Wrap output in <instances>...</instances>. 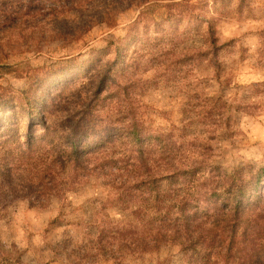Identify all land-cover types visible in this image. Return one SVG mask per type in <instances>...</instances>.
<instances>
[{
    "label": "rangeland",
    "instance_id": "rangeland-1",
    "mask_svg": "<svg viewBox=\"0 0 264 264\" xmlns=\"http://www.w3.org/2000/svg\"><path fill=\"white\" fill-rule=\"evenodd\" d=\"M1 3L8 7L6 12ZM158 3L0 0V73L22 74L16 78L26 77L30 87L37 77L93 49H118L121 37L135 29V47L128 45V52L135 55L130 74H144L139 87L149 114L143 124L148 134L143 153L137 148L124 151L125 138H117L104 153L85 156L77 165L78 175L73 163L63 169L55 157L54 163L69 174V180L52 185L54 195L47 204L29 200L16 216L12 247L28 243L31 235L38 255L25 247L15 257L11 253L4 257L7 264H82L88 254L81 251L92 243L89 237L98 226L95 221L124 220L133 203L147 206L152 199L148 192L155 193L142 180L186 170L171 165L173 153L216 139L221 127L241 142L264 138V0H167L163 9L152 6ZM140 33L158 38L144 40ZM118 56V51H110L106 59L115 62ZM102 83L100 76L90 73L68 82L49 81L46 87L56 91L67 111L86 96L95 97ZM101 94L109 97L107 104H116L128 92L109 82ZM34 99L40 103V98ZM177 115L180 124L174 126L169 117ZM28 122L30 118L25 125ZM174 127H179V143H169L177 136ZM185 137L197 138L186 145ZM153 172L158 175H150ZM129 179L133 182L128 183ZM144 213V208H136L131 215L139 219ZM25 223L33 227L34 235L26 234ZM101 231L104 237L98 235L97 243L122 238L112 229ZM45 235L52 239L46 240ZM3 248L0 240V256Z\"/></svg>",
    "mask_w": 264,
    "mask_h": 264
},
{
    "label": "clouds",
    "instance_id": "clouds-1",
    "mask_svg": "<svg viewBox=\"0 0 264 264\" xmlns=\"http://www.w3.org/2000/svg\"><path fill=\"white\" fill-rule=\"evenodd\" d=\"M166 2L159 0L152 6L163 9ZM134 36L135 29L121 37L118 49H93L47 76L37 77L32 87L26 77L16 78L22 74L0 73V240L4 244L0 260L3 264H7L4 257L10 253L15 257L25 247L32 255H38V246L31 235L27 236L28 243L12 247L16 240V216L20 206L29 200L37 205L47 204L54 195L52 185L69 180V174L61 172L54 163L57 154L62 159L67 153L83 157L90 149L119 137L125 138L124 151L142 146L143 124L148 122L149 114L144 111V97L140 95L144 74H130L135 55L128 52V45L135 47ZM140 36L144 40L158 38L156 34L140 33ZM110 51L119 52L115 62L106 59ZM90 73L102 78L100 91L95 97L86 96L67 111L66 105L57 99L56 91L46 87L49 81L68 82ZM109 82L128 92L116 104H107L109 97L101 94ZM34 97L40 98V103ZM169 120L174 126L180 124L178 115L170 116ZM173 130L177 136L169 143H179V127ZM218 131L216 139H204L195 148L186 146L169 157L172 166L186 171L155 182L159 194L157 205L153 206L149 198L147 206L133 203L124 220L95 221L98 226L89 237L92 243L81 251V255L88 254L82 264L114 261L115 264H264V138L241 142L229 135L231 130L221 127ZM194 138L197 137H185L183 142L187 145ZM222 207L228 211H220ZM136 208L145 209L139 219L131 215ZM153 216L159 219L152 222ZM117 228L135 231L126 238L117 236L97 243L100 229ZM24 229L26 234H35L28 223ZM45 239L52 238L45 235ZM55 239L61 237L55 235Z\"/></svg>",
    "mask_w": 264,
    "mask_h": 264
},
{
    "label": "trees",
    "instance_id": "trees-1",
    "mask_svg": "<svg viewBox=\"0 0 264 264\" xmlns=\"http://www.w3.org/2000/svg\"><path fill=\"white\" fill-rule=\"evenodd\" d=\"M1 7L3 8L2 9V11L3 12H6L7 11V9H8V7H6L5 8V3H1ZM143 129H144V127H143ZM144 136H145V140L148 138V134H147V132L145 131V129H144ZM119 138H123L124 139V137H119ZM144 140V141H145ZM115 141V140H114ZM114 141H110V142H108V143H106V144H103L102 146H100V147H97V148H93V149H90L89 151H87L85 154H84V156L83 157H79V156H76V155H73V154H71V153H67V154H65V156H64V158L62 159L61 157H60V155L59 154H57V157L60 159V161H61V164H62V168L64 169L65 168V166H67V164L68 163H73L74 164V168L76 169V175H78V171H79V166L81 165V160L85 157V156H87V155H89L90 153H98V152H105V151H107L108 149H107V146H109L110 144H112ZM144 143V142H143ZM106 148V149H105ZM140 152H142V150H143V144H142V146L140 147V148H137ZM143 153V152H142ZM142 155V154H141ZM143 157V156H142ZM145 158H147V157H144L143 159H144V161L143 162H145L146 161V159ZM77 165H79V166H77ZM186 171V170H185ZM177 173H178V171H176V170H174L171 174H169V175H164V176H160V177H157V176H155L154 178H151V179H144V180H142L141 181V183H148L149 185H150V189H154V191H155V193H153V192H148V197H151L152 196V199H153V206H155V205H157L158 204V202H159V194L157 193V191H156V189H155V187H154V184H155V182L158 180V179H161V178H166V177H170V176H175V175H177ZM212 195L213 196H215L216 195V193H212ZM223 209H222V211L223 212H226V211H228V209L226 208V207H222ZM183 209V205H181V209L180 210H182ZM160 211V209H159V207H157V212H159ZM169 213H165V215H168ZM159 219V217H157V216H155L154 217V221H156V220H158ZM134 229H128V231H127V233H124V229H123V231L121 230V229H117V231H114V232H117V233H119V235H122V238H126L127 236V234H130V233H134ZM100 237L102 238V237H104V231H101V233H100ZM231 243V241H229V244Z\"/></svg>",
    "mask_w": 264,
    "mask_h": 264
}]
</instances>
